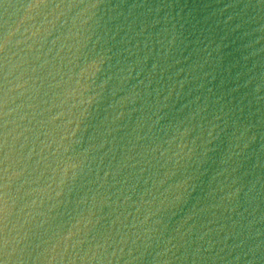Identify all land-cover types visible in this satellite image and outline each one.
I'll use <instances>...</instances> for the list:
<instances>
[{"label": "water", "instance_id": "obj_1", "mask_svg": "<svg viewBox=\"0 0 264 264\" xmlns=\"http://www.w3.org/2000/svg\"><path fill=\"white\" fill-rule=\"evenodd\" d=\"M0 264H264V0H0Z\"/></svg>", "mask_w": 264, "mask_h": 264}]
</instances>
